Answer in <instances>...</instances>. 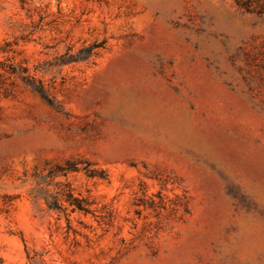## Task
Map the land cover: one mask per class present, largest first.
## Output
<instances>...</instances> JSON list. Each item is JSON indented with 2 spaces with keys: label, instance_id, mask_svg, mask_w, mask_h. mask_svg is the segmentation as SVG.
<instances>
[{
  "label": "rangeland",
  "instance_id": "374dc122",
  "mask_svg": "<svg viewBox=\"0 0 264 264\" xmlns=\"http://www.w3.org/2000/svg\"><path fill=\"white\" fill-rule=\"evenodd\" d=\"M0 264H264V0H0Z\"/></svg>",
  "mask_w": 264,
  "mask_h": 264
},
{
  "label": "trees",
  "instance_id": "16d2710c",
  "mask_svg": "<svg viewBox=\"0 0 264 264\" xmlns=\"http://www.w3.org/2000/svg\"><path fill=\"white\" fill-rule=\"evenodd\" d=\"M239 1V0H238ZM240 5V4H239ZM91 47L87 48V50H90ZM40 91V90H39Z\"/></svg>",
  "mask_w": 264,
  "mask_h": 264
}]
</instances>
